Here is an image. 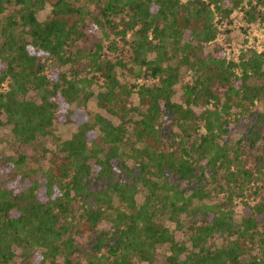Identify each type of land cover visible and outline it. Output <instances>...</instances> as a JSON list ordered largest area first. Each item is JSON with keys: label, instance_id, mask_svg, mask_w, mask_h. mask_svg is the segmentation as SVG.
<instances>
[{"label": "trees", "instance_id": "trees-1", "mask_svg": "<svg viewBox=\"0 0 264 264\" xmlns=\"http://www.w3.org/2000/svg\"><path fill=\"white\" fill-rule=\"evenodd\" d=\"M240 3L0 0V128L33 150L0 148V264H153L164 246L167 264H264V52L208 50ZM96 85L119 123L84 106Z\"/></svg>", "mask_w": 264, "mask_h": 264}, {"label": "rangeland", "instance_id": "rangeland-1", "mask_svg": "<svg viewBox=\"0 0 264 264\" xmlns=\"http://www.w3.org/2000/svg\"><path fill=\"white\" fill-rule=\"evenodd\" d=\"M256 0H241V3L238 5H233V11L231 14L230 19H225L220 26V33L216 40L212 42L208 48V50H213V48L217 45L221 46L225 51L229 59L233 60H239L240 54L243 52L245 48H252L255 49L259 52H264V18L258 17L254 21H249L246 18L245 15V10L250 8V3L252 4ZM51 4L47 3L46 6L40 10L37 13L38 19L43 21L45 20L48 15L50 14L51 11ZM99 38H103V34L99 33L98 35ZM2 39L0 38V41ZM105 53L107 56H109L112 60H117L118 58H122L123 60H126L127 62L130 61V51L121 54L120 52H111L107 48L105 49ZM120 78L122 81L127 82V83H134L137 81L136 78L132 76V74H128L126 71L121 70L119 72ZM190 75L187 74V76L181 80L177 86H176V93L174 96V99L177 101L182 100V94H183V85L186 81H189ZM142 79H140L141 81ZM97 88L98 86L96 85L94 87L95 93L92 95L87 103L84 104L87 109L92 111L93 113L101 112L104 115L108 116L115 122L119 123V119L106 112L105 110L101 109L98 107L97 104ZM134 102L137 104L138 103V98L136 95L133 96ZM81 106L78 105L77 109H80ZM56 133H58L63 139L70 138L73 133L77 130V124L75 119H71V121L65 122V123H60L57 122L56 125ZM243 127L240 124H231L229 127L228 133L223 134V139L224 141H228L231 144H234L237 138L240 137L242 133ZM12 127L10 125L7 126H2L0 128V148H2L4 151L7 153H16L21 150H25L28 153H33V150L29 147H22L19 144H16L13 142V136H12ZM53 147V146H52ZM53 149H55L53 147ZM248 190H245L243 195H247ZM225 192L219 193L218 197L213 199L211 202H219L221 201V198H224ZM250 195V193L248 194ZM248 200L251 203H254L257 201L258 197H255L253 195H250L247 197ZM234 207V216H235V221L237 224H239L242 220V216L247 215L246 208L244 206V203L241 201V198H237L236 201L233 203ZM111 226V223L109 221H105L101 227L108 229ZM174 227V225H171ZM240 226V224H239ZM242 228V227H240ZM190 235L189 232H187L186 239L188 245H190V242L188 241V236ZM228 236H222V238L218 239L217 241L221 243V241H227ZM256 246V245H255ZM256 250V249H255ZM251 250V252H256V251ZM169 254V251L167 247H162L159 248L157 251V257L156 260L153 264H167V255ZM134 264H150L145 261H141L138 258H134Z\"/></svg>", "mask_w": 264, "mask_h": 264}]
</instances>
